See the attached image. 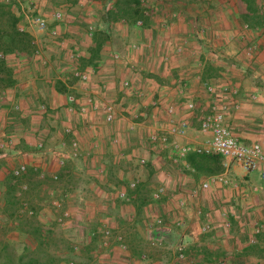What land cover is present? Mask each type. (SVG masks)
Returning <instances> with one entry per match:
<instances>
[{
    "label": "crops",
    "instance_id": "obj_1",
    "mask_svg": "<svg viewBox=\"0 0 264 264\" xmlns=\"http://www.w3.org/2000/svg\"><path fill=\"white\" fill-rule=\"evenodd\" d=\"M46 1H35L37 12L42 13ZM100 4L103 7L109 5L90 0H78L73 6L64 2V6L69 9L67 12L72 8L79 11L86 5V9H81L86 15V12ZM142 4L152 10L146 26H137V22L120 21L109 25L102 22L105 28L108 27L118 37L119 49L107 52V42L93 65H82V60L88 59L89 49L93 47L92 35L87 36V48H81L77 43L82 34L73 29H78L80 20L68 13H63L61 23L52 25L59 32L56 43L48 33H44L54 46L40 47L34 38L36 36H33L38 54L30 57H6L7 64L13 71L15 84L0 91V139L4 137V140H12L10 146L1 150L3 153L0 158H4L5 166L0 167V184L6 174L20 164L27 166V172H35L34 179L42 187L45 181L51 180V175L57 174L59 179L54 183L58 188L43 191L44 194H56L65 198L68 205L65 207L72 214L65 226L73 222L81 227L89 226L88 231L100 243L102 239L99 232L102 229H110L113 234L122 235L126 249L122 250L111 239L105 247L109 254L111 252L107 264H180L174 253L175 244L180 241L186 246L187 261L191 264H217L221 260L226 264H264V229L260 234L254 233V224L264 225V165L258 171L245 174L236 164H232L231 170L241 177L238 182L233 180L239 189L211 184L208 190L199 191L195 197L191 196L193 189L199 188L211 176L221 173H202L190 165L187 159L185 164L172 165L187 172H173L167 179L163 177L166 175L161 174L169 191L174 192L170 195L173 199L163 201L165 206L161 205L162 212L157 214L154 210L153 216L149 215L147 209L155 204H147L148 198L146 194L143 195V190L149 188L154 175H159L156 172L159 168L156 160L151 159L153 156L135 148L138 142L131 137L135 133L127 135L128 132L122 127V119L119 118V103H116L122 94L119 84L129 81L133 88L141 92L144 90V103L149 99L150 89L155 87V99L160 98L162 107L177 106L184 100L177 92L179 82L182 81L186 85L185 98L194 101L196 108L189 113L177 111L176 118L186 120L189 129L184 137L176 139L195 146L202 142L199 117L205 108L204 103L207 105L208 102L203 84L213 82L227 85L237 89L234 100L240 105V110L227 121L228 126L240 141L245 144L259 143L264 150V39L258 32L263 27L242 33L237 31H241L245 25L241 18V14L245 13L242 2L239 14L235 16L231 12L229 20L219 13V9L223 5L228 7V4L221 5L216 0H142ZM12 10L14 11L13 8ZM79 16V19H85V15ZM50 21L52 19L49 18L48 24ZM164 21L168 23L166 28L163 26ZM218 22L220 27H217ZM227 22L231 24V28L236 24V29L225 32ZM207 25L211 30L206 32L205 37L197 34L200 28L208 29ZM70 30L77 35L76 38H66V33L71 34L68 32ZM221 34H225L224 37ZM256 37L259 38L258 41L250 44L260 46L263 50H259L260 53L257 52L248 60L243 56L242 45L246 41L252 42ZM179 45L184 46L183 51L175 54L174 48ZM133 46L138 49H133ZM114 52L121 56L118 61L112 60L110 56ZM71 53H75L78 58L71 61L68 57ZM237 54L242 59V66L233 62L237 60ZM164 55L169 56L167 63L163 61ZM220 61L227 64L231 75L227 76L223 72ZM75 68L88 72V84L82 85L74 78ZM210 71L213 73L210 74ZM101 84L105 89L99 87ZM70 94L77 98V103H81L89 95L99 105H113L116 110L115 120L111 124L105 123L100 112L87 115L70 113L67 101ZM252 95H256L255 100L251 99ZM77 105L74 106L75 109ZM156 110L152 111L158 114ZM164 114L162 113L161 119L167 122ZM137 115L142 117L143 113L138 112ZM164 126L167 127V124L164 123L157 129ZM67 129L71 132L66 133ZM73 140H77L80 145L78 158L64 159V164L59 165L58 160L65 157ZM37 141L43 142L42 150L36 148ZM162 153L168 154L167 158L171 159L168 150H163ZM43 156L48 160V165L41 160ZM142 157L148 161L149 173L147 167H141L137 163L138 158ZM76 161L79 162L77 165L80 164L79 168H74L71 164L76 165ZM74 169H80L82 173L74 172ZM1 170H5V173L2 174ZM38 174L45 177L40 178ZM73 175L78 182L74 186H80L75 190L69 183ZM132 182L136 183L135 189L129 188ZM23 187L25 190H22ZM18 188L20 193L17 194H27L30 191L29 185L27 182L23 183L22 179ZM119 191L126 192L128 200L118 199ZM170 196L166 197L169 199ZM140 197L146 201L140 203ZM176 200L178 203L184 200L185 208H179ZM198 209L211 214V233L201 232L202 219L196 215ZM155 214L163 217L166 224L182 217L184 226L156 228L152 224ZM150 216L151 222L148 220ZM226 222L229 227L225 226ZM175 237L177 240H174ZM152 240L161 242V247L152 248ZM145 248V252L142 251ZM150 250L164 252L165 257H155L148 253Z\"/></svg>",
    "mask_w": 264,
    "mask_h": 264
},
{
    "label": "built area",
    "instance_id": "obj_2",
    "mask_svg": "<svg viewBox=\"0 0 264 264\" xmlns=\"http://www.w3.org/2000/svg\"><path fill=\"white\" fill-rule=\"evenodd\" d=\"M18 5H21L24 2H30L31 4H36L37 0H15ZM261 2L262 12L264 14V0ZM9 2V0H6ZM53 23H61L63 21V12L60 10H55L51 16ZM27 23L30 28L35 29L40 33H48V36L52 39H58L59 32L55 27L49 28L48 20L46 17L41 15L39 12L32 14L30 17H27ZM137 26H141L140 22L136 23ZM163 26L166 28L168 26L167 21H164ZM88 35L91 36L93 33L92 26H88ZM250 28L248 25H244L242 27L243 31H248ZM261 34L264 32L263 28L258 30ZM205 28H200L197 34L205 37ZM196 36V34H195ZM183 45H179L174 48L175 54H181L183 51ZM264 48V47H263ZM133 49L137 50L136 46H133ZM261 49L260 46L250 44L244 47L243 56L251 60L253 56L259 52ZM34 54H38L36 50ZM112 60L118 61L121 56L114 52L111 55ZM69 59L74 61L78 58L75 53L69 54ZM219 57V55H218ZM220 58V57H219ZM163 61L168 62L169 56L164 55ZM73 76L77 79L82 85H86L89 83L90 76L88 72H81L78 68H75L73 71ZM122 88L124 90H129L131 95L137 98L142 96L141 90H137L132 87L129 81L121 82ZM204 91L208 96L207 105L201 111V115L199 117V133L202 136V142L192 146L190 144H184L178 141L177 137H184L189 129V125L186 120L176 118L177 111L182 112H193L196 108L194 101L191 99L185 98V88L186 85L180 81L178 85V94L184 99L177 106L176 105H168L164 108L165 116L167 117V127H163L159 129V131L151 132L148 135V142L154 148H160L164 150H168L171 153V164H185L187 157L190 154H195L199 156H209V155H218L222 159L223 173L219 175H214L208 178L206 181L202 182L197 189H193L191 191V196H197L199 191H206L209 189L211 184H216L225 187H234L236 188V184L228 177L229 169L232 167V164H236L242 172L245 174H249L251 172L258 171L259 168L264 165V150L259 143L245 144L240 141L236 136L233 135L230 127L226 122V118L231 111L239 110L240 105L235 102L234 96L237 95L238 91L236 88H231L227 85H217L213 82H206L203 84ZM102 90L105 89V86L101 84L99 86ZM252 100L256 99V95L251 96ZM68 111L70 113L77 112L80 115H87L88 113L98 114L99 112L104 118V122L107 124H111L115 120L116 110L111 104H103L99 105L91 96H86L81 103H77V98L74 95L67 96ZM161 103L160 98L153 100L150 102L151 107L157 109L159 104ZM77 105L75 109L74 106ZM15 110H18V107H15ZM71 130L67 129L66 133H70ZM116 142V141H115ZM12 140L8 138L6 142H0V150H5L7 146H10ZM44 147L42 141L36 142V148L38 150H42ZM79 142L77 140H73L70 143L68 152L65 157H62L58 160L59 165L64 164V159L67 160H75L79 156ZM138 165L144 167L147 165L148 161L144 157L138 158ZM27 172V166L25 164H20L14 167L11 170V174L15 178H21ZM40 178H44L43 174H38ZM50 179L53 182L58 181L59 176L57 174L51 175ZM136 183L132 182L129 184L130 189H135ZM25 190V187L22 188ZM167 185L166 183L159 184L151 193V200L153 202H158L163 197L167 196ZM118 199L122 201L128 200L126 192L119 191L117 194ZM51 207L54 211V222L58 226H63L67 222L71 220V210L65 207L62 199L53 198L51 200ZM179 208H185L184 200H181L178 203ZM32 211H29L28 214H32ZM196 215L200 219H202L201 232L203 234L211 233L212 231V219L211 214L208 212H203L202 210H196ZM224 215V214H222ZM152 224L156 228H168L169 225H172L176 228H181L184 226V220L182 217L175 218V220L171 224H166L165 219L161 216H156L152 220ZM226 227H229L227 222L225 223ZM254 233L260 234L264 225L254 224ZM101 236V245L102 247H106L109 245V241L113 239L118 246L124 250L126 246L124 244V240L121 234H113L110 229H102L99 232ZM151 247L160 248L161 242L157 240H152L150 243ZM174 253L177 261L180 264H191L187 261L186 256V246L184 242L180 241L175 244ZM217 264H226L225 261H218Z\"/></svg>",
    "mask_w": 264,
    "mask_h": 264
},
{
    "label": "rangeland",
    "instance_id": "obj_3",
    "mask_svg": "<svg viewBox=\"0 0 264 264\" xmlns=\"http://www.w3.org/2000/svg\"><path fill=\"white\" fill-rule=\"evenodd\" d=\"M216 1L221 5L222 4H228V7L223 5L219 9L220 10L219 13L222 14L223 17L227 18L228 20H229V16H231V12L233 13V15L237 16L241 10L240 5H241L242 0H216ZM9 2L12 5L14 12L17 13L16 15H18L21 19V27L24 30L34 34L32 36H36L34 38H36V40L38 41V45L40 47L42 45H45L47 47H50V45H52V46L55 45V44L53 45L51 43V40L53 42L55 41L54 43H56L57 39L49 40V37L46 34H44V33L38 34L35 31V29L30 28L28 23H27V17H30L32 14H35L37 12V9L35 8V3L31 4L28 1V2L22 3L21 5H18L15 0H9ZM64 2H65L64 0H47L46 3H44V5L42 7V13H40V14L46 16V19L48 18V20H49V18H50V20H51V16H52L53 12L55 10H60L63 13H65V15H67V13H68L69 16H73V17L77 18L78 20H80V23L77 25L78 29L77 28H73V29H75L76 31L79 30L80 35L82 34V36L79 37L80 41L77 44L80 45L81 48L86 49L88 44H89V40H88L89 37H87L88 36L87 27L92 26L94 32H96L98 29L103 30L102 28H105V26L102 24V21H101L102 10L104 7L102 4H100L99 7L98 6L94 7V8H92L93 10H89V12H86L87 13V15H86L84 12H81V9H84L86 7V5H83V7H81L79 11L72 8L71 11L67 12V10H69V9H67V7L64 6ZM260 2H263V1L261 0ZM92 12H93V14H91ZM82 14L85 15L84 16L85 19L81 16ZM79 15L82 17L81 19L78 18ZM86 18H90V19L88 20ZM219 22L217 24V27L221 23V22L220 23ZM53 24L54 23L52 21H50L49 25L51 27ZM70 25L73 26V23H71ZM215 26H216V24H215ZM225 26L227 28L224 31L230 32V31H233L232 29H236L237 25L233 24V28H231L232 27L231 24L229 25V22H227V23H225ZM207 27H208V29H205L206 32L211 30L210 26L207 25ZM217 30L220 32L219 28ZM237 31H239V33L246 32L243 30H241V31L237 30ZM68 32H71V34L66 33V35H65L66 38L72 39V38L77 37V35H75L72 30H70ZM206 32H205V35H206ZM224 35L221 34V36H223V37H224ZM261 36L264 39V32L261 33ZM219 37H220V35H219ZM258 39L259 38L256 37V38H254V40L252 42L246 41V43H244L242 45L241 50L244 47L248 46L250 43L255 44V42H257ZM231 42H233V41L231 40ZM108 43L109 44L106 47L107 52H108V50L109 51L115 50V47H116L115 43L116 42L115 43L114 42H112V43L108 42ZM224 49L229 51L228 50L229 48L225 47ZM239 49H240V47H239ZM262 50H263V48L260 49V52ZM241 53H242V51H241ZM238 56H239V54L236 55L237 60L236 61L233 60V62L235 64H237L238 66L239 65L242 66L243 65L242 59H240L241 57H238ZM219 64L224 68L223 69L221 67L223 72L227 76L231 75V71L227 69L228 68L227 64L223 63L222 61H220ZM209 73L211 74L213 72L210 71ZM223 78L225 80H227V78H225V77H223ZM224 82L226 83V81H224ZM119 87L121 90L120 92L122 94L119 96V99H118V101H116V103H119V106H118L119 111H120L119 118L122 119V121H121L123 124L122 127H124L125 130L128 132L127 135H129V133H135L131 136V137H134V141L138 142V144L135 148L139 149V151L142 150L143 152L149 153V155H151V157L153 156L152 158L151 157L150 158L153 160H156V164L158 165V168H159V169H156V172L159 175L158 176L154 175L153 178L151 179L149 185H148L149 188H145V190H143V195L146 194V196L148 198L147 204L148 203H149L148 205H154L155 204V206L154 207L152 206L151 209H147L148 214L152 215L154 213L153 212L154 210H156L155 213L159 214L160 212H162L161 205L165 206L164 202L170 201V199H173V196H170V195L174 194L173 191H169V189H168L167 197L170 196L169 199L165 196L162 199H160L158 202H153L151 200L150 195H151L152 191L154 190V188H156L161 183H165V180L162 181V179H161V174L166 175L163 177H166V179H167V177L170 176V174L172 175L173 172L178 171L179 173L185 174L187 171H185L184 169H180L178 167L176 168V167L172 166L171 160L167 158L168 154L162 153V151L164 149H160L157 147L154 148L148 142L147 138L151 132L159 131V129H157V128L160 127V125L163 126L164 123H165V125L167 124L165 122V119H161L162 113L164 114V111H165L164 107H162L163 104L160 103L157 110L155 108L151 107V105H150V102L157 99V98L155 99V95H157V92L154 91L156 88L154 87L153 89L152 88L150 89L149 99L147 102L144 103L142 101L145 97V95H144L145 93H144L143 89H142V92L144 94L142 93V96L140 98H137V97L130 95L129 90H124L122 88L121 84H119ZM126 92H128L129 95H127L128 93L126 94ZM142 106H145V107H142ZM204 106H205V103H204ZM154 109L156 110V112H158V114L155 112L153 113L152 110H154ZM239 110H240V107H239ZM239 110L231 111L226 118V122L229 120V118L231 119V117H233V115H235L234 114L235 112H238ZM138 112L143 113V116L139 117L137 115ZM136 115H137V117H136ZM151 116H153V117H151ZM130 127L132 129H129ZM231 131H232L233 135L236 136L235 132L233 130H231ZM1 138H3V139H0V142H2V141L6 142V140H4V137H1ZM21 144H22V142H21ZM23 147H25V146H23ZM33 152H34V150H33ZM2 153H3V151L1 152V150H0V154H2ZM36 153L38 154V152H36ZM45 158L46 157L43 156L41 160H43V163H45V165H48L49 162ZM3 159H4L3 157L0 158V164H1L0 167L5 166V161H3ZM69 162H71V161H69ZM52 163H53V161L51 162V165H52ZM78 163L79 162L76 161V165H75V163H71V164H73L72 166H74V168H76V167L79 168L80 164L77 165ZM39 165H42V164H39ZM144 167H147L146 170L149 173L150 169L148 168V166L146 165ZM207 167L206 166L204 167L205 168L204 171H207ZM136 168L137 167H135V169ZM142 169H144V168H141V170ZM74 172H77L80 174V173H82V170L80 171V169H74ZM1 173L4 174L5 170H1ZM202 173H204V172L202 171ZM199 175H201V174H199ZM75 177L76 176L73 175L70 178L71 180L69 181L70 185L75 187L74 190L78 189L80 187V186H74V184L78 183L76 181ZM228 177L232 181L235 180L236 182H238V180L241 178V177H239V175H236V173L234 171H232L231 168L229 169ZM21 179H22L23 183H26L24 181V180H26L25 178H23V177L18 178L19 181H21ZM14 180L15 179L13 178L12 181H14ZM27 184L29 185L30 191H29V194L27 195V197H25L23 199V202H26V203H24V207L26 206L27 208H29V211L33 212L31 215L28 214V212H27L28 216L22 212H17L16 217H13L11 212H7L4 210L5 207L3 205L2 193H0V264H7V262H9L10 259H12L14 263H16L17 258L26 253L24 248H27L28 253L29 252H37V250L39 248L38 242L34 241L33 238L31 236H28L26 233V230H27V225L25 223L26 221L19 222V220H22V219L23 220H25V219L30 220V222L34 225L33 226L34 228H36L37 226L38 227L40 226V228L42 227L41 230H43L45 232V234H47V237L49 236L48 240H51V242H52V245L50 246L51 250L52 251L60 250L59 255L64 259V262H62L61 264H107V262H108L107 260L110 259V257H111V252L109 254L108 248L102 247L99 240H97V238H95V237H92L91 231H88L89 226L88 227L87 226L81 227L77 224H73L75 222L68 224L66 226L65 225L58 226L54 222V211L51 207L50 202L53 198H61L65 202V198L56 196V194H54V195H51L49 193L44 194L43 190L55 189V188H58V186H56L53 181L47 180V181H45V184L42 187V185L39 184L38 181L35 180L32 175H30L27 178ZM237 189H239V187H237ZM2 190H3V186L0 184V192H2ZM18 190H19L18 193H20L19 188H18ZM169 192H171V193H169ZM75 194H77V192H75ZM16 196L18 198H22V197H20V194H17ZM76 201H78V200H76ZM145 201H146V199H142L141 197L139 198L140 203H144ZM176 201L178 204V200H176ZM64 204H66V202ZM65 206L68 207L67 204ZM23 216H26L25 219L23 218ZM33 216H35L36 218L33 219ZM152 216L148 217V220H150V222H151ZM154 216H156V214ZM79 224L81 225V222ZM19 226L23 230H20ZM174 240H177V237H175ZM152 248H154V247H152ZM45 249H47V248L45 246H43L42 248H40L39 252H43ZM155 249H157V248H155ZM145 250H146V248L143 249L142 251L145 252ZM148 253L154 255L155 257H159V258H164L165 254H166V253L164 254V252L158 253L155 250L154 251L150 250V251H148Z\"/></svg>",
    "mask_w": 264,
    "mask_h": 264
},
{
    "label": "trees",
    "instance_id": "obj_4",
    "mask_svg": "<svg viewBox=\"0 0 264 264\" xmlns=\"http://www.w3.org/2000/svg\"><path fill=\"white\" fill-rule=\"evenodd\" d=\"M66 4L75 5L78 0H64ZM92 2H104L106 5L102 10L101 21L107 25L111 23H117L120 21L136 23L140 22L142 26H146L149 17L152 15V10L143 6L142 0H90ZM245 5V13H242L241 18L245 25H248L250 29L261 28L264 26V14L262 12V5L258 0H242ZM93 47L89 49L88 59L82 60V64L93 65L99 58V52L107 42H116L115 50L119 49V39L111 32L108 27L103 30L92 33ZM36 51L33 36L21 27V19L12 10V5L6 0H0V91L14 86L15 80L13 78V71L8 66L6 57L9 55H23L30 57ZM188 156L187 161L197 170L205 172L207 175L219 174L224 171L221 157L218 155ZM197 156V157H195ZM211 167H210V166ZM207 167V171H204V167ZM32 175L35 176L33 170L28 171L25 176H22L27 182V178ZM21 177V178H22ZM13 178L15 179L14 181ZM21 181L18 178L12 176L11 172L6 174L5 179L2 182L3 190L2 198L4 210L11 212L13 217H16L17 212L27 214L29 208L24 207L23 199L27 197V194H20L18 198V187ZM31 208V207H30ZM26 216H23L25 219ZM36 217L33 216V219ZM26 221L28 236H31L34 241L38 242L37 252H27V248H24L26 253L17 258L16 263L10 259L7 264H61L64 259L59 255L60 250L52 251L51 240H48L47 234L40 226L34 228L30 220H19V222ZM20 227V226H19ZM20 230H23L21 227ZM25 230V229H24ZM47 237V238H46ZM46 238V239H45ZM45 246L43 252H39L40 248ZM25 247V246H24ZM7 249V248H6Z\"/></svg>",
    "mask_w": 264,
    "mask_h": 264
}]
</instances>
